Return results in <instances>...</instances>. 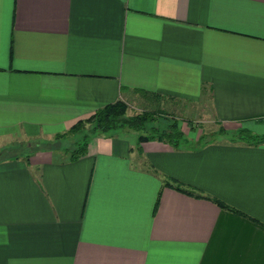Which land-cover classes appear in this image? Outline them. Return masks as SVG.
<instances>
[{
	"label": "crops",
	"instance_id": "crops-1",
	"mask_svg": "<svg viewBox=\"0 0 264 264\" xmlns=\"http://www.w3.org/2000/svg\"><path fill=\"white\" fill-rule=\"evenodd\" d=\"M138 91L257 132L264 0H0V264H264V144L34 150Z\"/></svg>",
	"mask_w": 264,
	"mask_h": 264
},
{
	"label": "rangeland",
	"instance_id": "rangeland-1",
	"mask_svg": "<svg viewBox=\"0 0 264 264\" xmlns=\"http://www.w3.org/2000/svg\"><path fill=\"white\" fill-rule=\"evenodd\" d=\"M127 116H133L141 113H151L154 116V120H150L148 125H156L162 127L172 121L176 120L178 127L184 133V136L187 137L188 144L191 147L195 144L196 139L201 135L205 137L204 140L209 142L220 141L225 142L229 141L227 136L215 135L219 125L218 122L214 119L212 114V108L207 97L202 99L198 103H182L176 101H170L165 97H145L141 95H133L130 99L126 100ZM257 132H264V122H259L257 124ZM118 132H127L134 133L139 135L141 131H135L126 126L117 128L116 130L107 132V133H118ZM91 137L93 135L103 134L101 132H95L92 129V126L88 123H85L80 132H70L69 130L65 133L58 134L61 137L58 140H55V136L50 142H54V147L57 150H60L63 153V157L67 158L68 150L74 148L77 141H82L84 135ZM41 141H45L41 139ZM36 143L33 142L32 146H36ZM187 144V147H189ZM6 149L8 150L7 154L15 153H24L26 152L27 146L26 142L15 141L11 144L6 145V147H1L0 151Z\"/></svg>",
	"mask_w": 264,
	"mask_h": 264
},
{
	"label": "trees",
	"instance_id": "trees-1",
	"mask_svg": "<svg viewBox=\"0 0 264 264\" xmlns=\"http://www.w3.org/2000/svg\"><path fill=\"white\" fill-rule=\"evenodd\" d=\"M140 94L145 97H160V95L150 94L145 91H138ZM127 105L124 101H117L112 104L103 106L102 108L96 110L91 116L86 119L77 121L70 129V132H80L85 123H88L92 126L93 131L107 133L113 130H116L120 127H128L135 131H141L138 135V141L143 140H159L170 144L172 147L178 149L181 147H187L188 138L184 136V133L178 127L177 121L174 120L171 123L158 127L156 125H148L150 120H154V116L151 113H141L133 116L126 115ZM264 122V119L261 120ZM219 127L215 132V135L227 136L231 142H242L248 145H260L264 144V132L257 133L253 132L250 129L244 126H238L234 129H227L222 123H218ZM55 140H58L60 135L55 136ZM88 135H84L82 141H77L74 148L68 150L67 159H77L78 157L84 155L87 150V145L89 141ZM205 137L201 135L196 139L195 144L192 147H198L200 145L206 144L209 141L204 140ZM36 143L35 149H46V150H57L55 148L54 142L50 141H38ZM190 144H188L189 146ZM191 147V145L189 146ZM8 150L3 149L0 151V160L11 157L15 154H7ZM218 204L229 209L227 205H224L221 202Z\"/></svg>",
	"mask_w": 264,
	"mask_h": 264
}]
</instances>
